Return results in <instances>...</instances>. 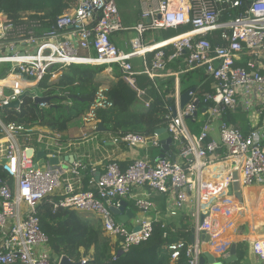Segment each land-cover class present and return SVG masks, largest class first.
Instances as JSON below:
<instances>
[{"label":"built area","instance_id":"built-area-1","mask_svg":"<svg viewBox=\"0 0 264 264\" xmlns=\"http://www.w3.org/2000/svg\"><path fill=\"white\" fill-rule=\"evenodd\" d=\"M247 1L246 7L243 0H141V21L131 29L137 36L127 44L130 52L113 40L115 34L130 31L123 26L117 0H76L75 6L69 4L70 12L53 24L44 15L22 13L14 20L0 12V110L27 92L35 102L40 97L35 90L43 92L40 86L46 79L57 82L72 66L106 67L102 76L117 67L116 76L146 109L153 99L139 85L140 78L153 83L174 78L175 93L165 128L177 153V159L171 150L162 157L136 159L126 168L109 159L95 183L96 192H85L79 187L87 157L75 152L82 146L79 140L65 141L61 135L5 124L0 118L4 175L0 178V264H51L49 239L37 215V206L51 196L57 198L55 210L73 209L95 216L119 252L127 253L150 240L154 223L161 222L155 204L134 196L140 189L162 195L170 219L185 212L195 219L194 242L169 246L172 264H178L182 255L188 264H200L206 246L223 239L234 217H240V225L259 232L251 242V252L264 264V194L257 207L252 205L253 210L245 200L238 202L232 189V174L238 171L241 193L250 187L264 192V0ZM242 8L236 17L231 14ZM185 26L190 30L181 36L153 45L143 42L147 32L178 31ZM136 58L142 60L141 69L133 64ZM177 61L182 63L181 71L167 73V65ZM190 73L202 74L211 85L188 90L190 100L182 107L181 76ZM108 91L99 89L83 114V140L103 147H151L162 152L156 132H109L98 137L99 114L114 105ZM64 105L71 107L69 102ZM238 113L247 119V133L226 120ZM190 122L193 127L202 124L198 133L192 132ZM28 150L33 151L32 157ZM40 152L58 158V166L51 165L47 157L38 160ZM97 171L93 168L94 175ZM129 197L144 215L139 231L126 229L112 212ZM203 233L210 236L209 243L201 239ZM215 249L220 255L225 252L220 246ZM90 260L85 256L80 263Z\"/></svg>","mask_w":264,"mask_h":264},{"label":"trees","instance_id":"trees-1","mask_svg":"<svg viewBox=\"0 0 264 264\" xmlns=\"http://www.w3.org/2000/svg\"><path fill=\"white\" fill-rule=\"evenodd\" d=\"M247 2V0H243L246 7ZM69 4H72V7L75 6L76 0H0V12L14 20L22 13L44 15L45 19L53 24L58 17L70 12ZM243 8L232 11L231 14L236 17L244 10ZM225 19L226 16L223 21ZM189 30L190 26H185L177 32L163 36V39L164 41L170 40L187 33ZM180 67L182 68L181 61L171 63L167 65L166 72H176L181 70ZM104 69V67L73 66L64 72L58 82L49 83L46 79L41 84V90L55 88L59 93L58 95L63 98L78 96L80 100L71 101V108L67 109L61 105V102L53 101L55 106L40 109L34 105L32 97L27 95L22 101L20 111L1 109L0 118L5 124H15L31 130L42 129L61 135L65 141H68L66 135L70 131L71 124L80 119L81 115L87 111L100 87L108 84V97L114 104L113 109L99 114V120L103 122L107 130L113 133L152 134L157 129L167 126V116L170 114L168 108L173 102L175 93L174 78L156 80L155 83L150 82L147 78H140L142 80L139 85L143 89L146 88L149 97L153 99L151 107L145 109L144 107H134L137 102L136 94L119 76H116V80H101L100 75ZM194 76H196V82L194 81L187 87L186 82L193 79ZM181 81L182 85H186V88L183 89L184 93L192 88L202 87L209 80L204 76L202 77L200 73H190L182 75ZM244 117L243 114L238 113L226 117V120L242 132L247 133L248 127ZM189 124L192 132L198 133L200 131L201 123H198L196 127H193L191 122ZM129 163L126 162L122 166L127 167ZM3 177L0 167V178ZM92 177V168L87 167L84 171L83 181L85 192H96L95 185L91 183ZM160 199L163 201L162 197ZM56 201L57 198L51 196L37 206V215L41 221L42 230L49 239L52 255L51 264H57L56 260L63 256L68 257L73 262H80L83 255H89L92 250L93 256L87 264H172L169 246L176 242L190 243L187 234L190 228L188 225L182 226V229H176L173 226L162 228V223L156 222L150 240L132 247L127 253L120 254L118 246L105 235L101 223L90 220L73 209L59 208L55 210L53 203ZM114 217L119 224H122L115 215ZM238 253L240 259L245 255V251L241 249L238 250ZM178 264H188V259L182 255Z\"/></svg>","mask_w":264,"mask_h":264},{"label":"crops","instance_id":"crops-1","mask_svg":"<svg viewBox=\"0 0 264 264\" xmlns=\"http://www.w3.org/2000/svg\"><path fill=\"white\" fill-rule=\"evenodd\" d=\"M117 2H118V8L120 11L123 26L125 28L130 29V31L115 34L113 37V40L115 41V44L119 48L126 50L127 52H130L131 50L129 47H127V44H128L129 40L136 38V36H137L135 32L131 31V29H133L141 21V14H142L141 0H138V5L133 7L132 13L130 11L131 6L129 4H127V3L124 4L122 2H119V0H117ZM152 32H156V31H152ZM162 32H163V35H162L161 39H163V36L170 35L169 32H175V31H162ZM147 33H146L147 37H145V35L143 37V42L147 45H153V44H157V43L164 41V39L163 40L160 39V41H158V39H153L152 36H148ZM147 38H149V40H147ZM133 64H134L135 68H140V69L142 68V60L141 59H138V58L134 59ZM117 71H118V68H116V69L114 68L113 72H111L110 74H105V75L101 76L100 79L101 80L102 79L103 80L104 79L116 80L117 78H116L115 72H117ZM180 71L181 70H178L176 72H180ZM167 73H175V72H167ZM201 76L203 77L202 74H201ZM209 85H211V84L207 82L203 86L205 88H209ZM183 86L184 85H182V91H183ZM101 88H109V86H108V84H104L100 87V89ZM139 107H140V105H139ZM244 119H245L244 121L247 123L246 117H244ZM78 120H79L78 124H76V121L71 124L70 131L66 135V138L68 140L77 139L81 142V144H82L81 148L77 147L75 152H80L81 154L86 155V157H87L86 158V167L96 168V169H99V171L100 170L103 171L104 167L108 163H110L109 159H113V160L116 159L122 165L126 162H130L129 164H131L136 159L145 160L147 158H155L160 154L159 150H157L155 148H151V147H149L147 149L146 148L129 149L125 146H119L116 148L115 146H113L111 144L103 147L100 144L94 143L93 141L83 140L82 135L84 134V131H86V130H84L82 119L80 118ZM247 127L249 130L248 123H247ZM104 135H106V134H102V133L100 134L99 133L98 137H100V139H102L105 137ZM173 150H174V148H172V151ZM173 153L175 154L174 159H177V156H176L177 153L175 151H173ZM123 168H126V166ZM94 177L95 176L93 175L92 181H91V183L93 185H95V182H96ZM83 181H84V176L82 179V183L80 184V187H79L80 190H83V188H84V186H83L84 182ZM261 190H262V188H259V187H250V188H246L242 192L243 200L246 201L245 203L249 209L258 206L257 203H259L261 201L262 194H264L263 190L262 191ZM134 196H142V197L148 198L153 204H155V206L160 211L159 214L157 215L158 218L160 219L162 224L168 223L167 227L173 226L176 229H182L183 228L182 226L188 225V227H190V228H189L188 232L187 231L186 232L189 236L190 242L191 243L194 242V240H193V242L191 241V237H192L193 230L195 227V219L192 218L189 215V213H188V215H186L187 212H185L184 214L182 213V214H180V216L177 219L172 220L169 218V216L167 214L166 200L162 195L155 193V192L140 189V190H135ZM160 197L163 198V201H161ZM124 202L127 203V209L131 210L133 212V214H135V217L131 218V215H130L129 220L125 221L126 224H124L123 226L126 229L133 231L139 226L140 221L142 219H144V215H142L139 212V210L135 207V199L134 198H131V197L126 198V199H124ZM243 203H244V201H243ZM253 204H254V206L252 207ZM253 210H254V208H253ZM95 220H96V217H95ZM248 220H250V218ZM96 221H98V220H96ZM241 223L242 222H241L240 217H234L233 219H231L230 226H227V234H225L223 239L219 240L218 242L212 243L209 246H206V248H205L206 252L211 254V256H213L216 259L217 263L225 262L228 258H231L232 249L235 247L236 260H234L233 262L228 263V264H263L256 257H254V255L251 252V242H253L257 236H259V232L254 233L252 231L251 227H248L247 225H240ZM261 233L264 235L263 231H261ZM201 239L204 240L202 237H201ZM216 246H220V250H225V252L223 254L224 255L226 254V255L224 256L223 254L222 255L218 254L217 253L218 250L215 249ZM240 249L245 251V255L242 259H240V255L238 253V250H240ZM230 250H231V252H230ZM92 254H93V250L90 251L89 255L84 254L83 257L89 256L92 258V256H93Z\"/></svg>","mask_w":264,"mask_h":264},{"label":"water","instance_id":"water-1","mask_svg":"<svg viewBox=\"0 0 264 264\" xmlns=\"http://www.w3.org/2000/svg\"><path fill=\"white\" fill-rule=\"evenodd\" d=\"M16 65V64H15ZM189 92H185L182 96L181 99V106L185 107L186 104L189 102L190 98L188 97ZM30 95L31 97L33 96L30 93H25L23 96L20 97V99L17 102H14L12 104H10L7 107H4V109H12V110H16L18 108H20L21 106V101L24 99L25 96ZM69 100H78V96H69L67 97ZM63 98L61 96H50V97H42V98H36L35 99V103L34 105L36 107H38L40 104H47L49 106H51L53 101H59L62 100ZM80 100V99H79ZM174 113H175V107H174ZM98 132H107V129L104 127L103 122H101L98 126ZM156 133L159 136V140L162 142V146H163V150H162V154H164V152H167L170 150V146L173 144V139L172 137L169 135L167 128H160L156 130ZM27 155L29 157H32L33 155V151L32 150H28ZM45 156L44 152H40L37 154V159H41ZM163 156V155H162ZM161 156V157H162ZM47 158L49 159V162L51 165L56 166L59 164V159L58 158H51L50 156H47ZM68 161H70L71 163L74 161L73 157L68 158ZM101 177V172H98L95 176V180L96 182L99 181ZM239 177L240 174L238 171L233 172L232 174V179L234 181L233 185H232V189L235 192V196L238 200V202L242 203L243 202V198H242V193H241V188H240V183H239ZM121 208L120 209H113L112 212L113 214L118 218V220L124 225L126 224L125 221H128L131 215V218L135 217V214H133V212L129 209H127V203L126 202H121ZM202 220H204V217L202 218ZM140 230V226H138L134 231H139ZM194 232V231H193ZM202 238L205 240L206 243L210 242V236H208L206 233H203ZM194 237H191V241L193 242ZM121 254V253H120ZM119 254V255H120ZM235 247L232 249L231 252V258H228L225 262L222 263H217L216 259L211 256V254H209L208 252L204 253V255L202 256V258L200 259V264H228L233 262L234 260H236L235 257ZM60 264H81L80 262H73L72 260H70L68 257L63 256V258L60 261Z\"/></svg>","mask_w":264,"mask_h":264},{"label":"rangeland","instance_id":"rangeland-1","mask_svg":"<svg viewBox=\"0 0 264 264\" xmlns=\"http://www.w3.org/2000/svg\"><path fill=\"white\" fill-rule=\"evenodd\" d=\"M119 2H122L124 4L125 3L129 4L131 6V9H130L131 13L133 12V7H135V6L138 5V0H119ZM171 33H174V32H170V34ZM147 35L148 36H152L153 39H158V41H159L161 39L162 35H163V32L162 31H156V32H152L151 31V32H148ZM145 37H147L146 34H145ZM147 40H149V38H147ZM87 67H90V66H87ZM114 68L116 69L117 67H113V69ZM195 80H196V76H194V78L191 79L190 81L186 82L187 87L189 86V84L194 83ZM186 85L183 86V89L186 88ZM35 92L37 94H39V96H41V97H44L45 95H49V94H51V95H58L59 94V93H57L58 91L55 88L48 89V90H44V92H42V93L40 91H38V90H35ZM67 101H69V100H67ZM56 103H59V102L57 101ZM134 107H139V105L137 104V102L134 104ZM72 112H75V111H72ZM78 123H79V120L76 121V124H78ZM79 214L82 215V216H84V217H86V218H88V219H90V220L96 221L95 220V217L93 215H91V214H85V213H79Z\"/></svg>","mask_w":264,"mask_h":264},{"label":"clouds","instance_id":"clouds-1","mask_svg":"<svg viewBox=\"0 0 264 264\" xmlns=\"http://www.w3.org/2000/svg\"><path fill=\"white\" fill-rule=\"evenodd\" d=\"M160 43H161V42H160ZM157 44H158V43H157ZM72 67H73V66H72ZM90 67H97V66H90ZM104 68L106 69V67H104ZM69 69H70V68H69ZM69 69H68V70H69ZM105 69H104V71H105ZM66 71H67V70H66ZM104 71H103V72H104ZM103 72H102V73H103ZM63 74H64V73H63ZM101 76H102V74L100 75V77H101ZM61 78H62V77H61ZM61 78H60V79H61ZM58 81H59V80H58ZM58 81H57V82H58ZM49 83H56V82H49ZM43 92H44V91H43ZM184 93H185V92H184ZM54 96H57V95H54ZM58 96H60V95H58ZM44 97H50V96H49V95H45ZM61 97H62V96H61ZM39 98H42V97L40 96ZM62 98H63V97H62ZM136 99H137V98H136ZM67 100H69V99L66 97V98H63L62 100H59V102L62 101V102H61V105L64 106V107H66V108L68 109V108H71V107H72V102H71L72 100H69V101H67ZM92 101H93V100H92ZM65 102H67V103L69 102V103L71 104V107H69V106H67V105H64ZM34 103H35V102H34ZM90 103H91V102H90ZM137 103H138V101H137ZM51 104H52L51 106L48 105V108L56 105V104H53V103H51ZM138 104H139V103H138ZM139 105H140V104H139ZM38 107H39V106H38ZM140 107H144V106H141V105H140ZM3 109H4V108H3ZM145 109H146V108H145ZM82 116H83V114L81 115L80 118H82ZM100 123H101V122H100V120H99V124H100ZM99 124H98V126H99ZM109 132H111V131L107 130V132H99V133H100V134L102 133V134H106V135H107ZM155 132H156V131H155ZM104 136H105V135H104ZM158 137H159V136H158ZM161 143H162V142H161ZM172 148H173V147H172V145H171V146H170V150H171V151H172ZM170 150H169V152H170ZM167 152H168V151H167ZM172 152H173V151H172ZM159 153H160V156L166 154V152H164V154H162L161 151H160ZM173 155H175V154L173 153ZM44 157H45V156H44ZM44 157H43V158H44ZM46 157H47V156H46ZM46 157H45V158H46ZM72 157H73V156H72ZM69 158H70V157H69ZM73 158H74V157H73ZM69 162H70V161H69ZM70 163H71V162H70ZM72 163H73V162H72ZM56 166H58V165H56ZM86 168H87V167H86ZM97 170H98L97 173H98V172H101V174H102L103 171L105 170V168L103 169V171H99V169H97ZM97 173H96V174H97ZM96 174H95V175L93 174V168H92V176H93V175L96 176ZM94 178H95V177H94ZM95 181H96V180H95ZM95 183H96V182H95ZM123 201H124V200H122V202H123Z\"/></svg>","mask_w":264,"mask_h":264},{"label":"bare ground","instance_id":"bare-ground-1","mask_svg":"<svg viewBox=\"0 0 264 264\" xmlns=\"http://www.w3.org/2000/svg\"><path fill=\"white\" fill-rule=\"evenodd\" d=\"M228 164H225V165H223V166H221V167H216V168H214L213 170L214 171H217V170H220V169H222L223 167H225V166H227ZM238 209H239V206H238ZM241 209V208H240Z\"/></svg>","mask_w":264,"mask_h":264}]
</instances>
